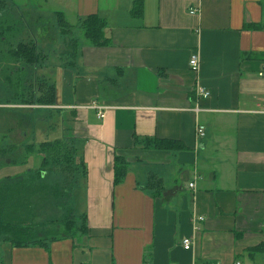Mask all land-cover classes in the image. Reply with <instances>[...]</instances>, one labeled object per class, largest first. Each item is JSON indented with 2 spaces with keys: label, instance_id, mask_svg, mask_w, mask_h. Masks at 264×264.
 I'll list each match as a JSON object with an SVG mask.
<instances>
[{
  "label": "crops",
  "instance_id": "1",
  "mask_svg": "<svg viewBox=\"0 0 264 264\" xmlns=\"http://www.w3.org/2000/svg\"><path fill=\"white\" fill-rule=\"evenodd\" d=\"M30 1L0 0V9ZM40 1L72 25L102 18L105 45L67 40L56 65L31 39L9 45L0 88L14 97L23 89L29 102L0 101V159L32 153L8 124L13 110H57L35 116L38 133L76 149L84 176L66 199L82 190L83 212L72 208L71 229L57 218L50 228L58 233L42 242H1L0 264H264V0ZM199 86L210 96L198 97ZM49 90L52 105L31 104ZM158 141L183 149L162 150ZM31 155L41 164L6 178L41 171L44 155L36 147ZM116 155L127 162L117 185Z\"/></svg>",
  "mask_w": 264,
  "mask_h": 264
},
{
  "label": "rangeland",
  "instance_id": "2",
  "mask_svg": "<svg viewBox=\"0 0 264 264\" xmlns=\"http://www.w3.org/2000/svg\"><path fill=\"white\" fill-rule=\"evenodd\" d=\"M30 3L32 4V7L28 5L25 8L24 4H21L17 6V9L14 6H7L0 9V38L6 39V42H2L0 44V72L1 70L6 71L5 67H7V61L9 59L12 60L13 58L7 52V49L12 47L9 45L14 42H21L23 39H25L26 42H29L30 39L33 42H37L38 50L44 52L43 54L48 57L50 65L61 63L60 54L57 53V55L56 51L60 50L61 46L67 40L69 42L72 40V42L76 41L83 44L86 42L83 36L82 28L79 25L71 24L72 22L70 20L73 21L72 17H59V15H55L54 11L57 9L56 6L46 5L45 1L42 3L40 0H31ZM9 8H11V10ZM12 9L15 20H8L10 17L6 16H11ZM60 19L62 20L60 21ZM63 21L66 23H63ZM34 47L35 46H33V48ZM40 63L41 62L38 64ZM21 64H23V62H20V65ZM38 64L34 65L35 68L33 67V70L37 68ZM22 73H26L24 75L23 82L28 81V71L24 72L22 70L21 73H17L19 75L17 76L20 79L22 77ZM2 75L3 74H0V87H2ZM32 76H36L34 71H32ZM0 91V101L4 98L12 103L26 104L29 102L28 96L22 95L23 89L20 93L17 90L18 92L15 97L14 95L8 96L4 94L1 88ZM23 111L24 110H13L11 123L8 124L12 127V130H15L17 142L23 140L26 144L38 147L40 143L45 142L43 134L38 133L39 130L42 132L44 127L43 123L41 127L39 126L41 122L39 123L35 120V116L42 115L43 117H48L50 116V113L58 114L59 112L55 109L50 111L46 109L28 110L31 115L29 114L30 117H27L26 115L29 112L25 110V115L23 116L21 115ZM50 121L51 120L49 118L48 122L49 124H52ZM34 123L37 127H35ZM55 131V127L54 130L51 129V134L49 133V140L59 136L57 135V132L54 133ZM25 135L26 138H24ZM62 142V147H64L66 142ZM66 146L69 147V145ZM2 149L6 151L7 147H1L0 151ZM63 150L64 149L62 148L59 151H61L64 155L65 152ZM48 151L51 152L50 149H48ZM54 153L55 151L51 152L52 157L55 155ZM62 154L54 156V161L56 163L50 162L49 165L45 167L41 180L35 173L19 178H6L8 175L18 176L22 171L36 168L39 163L41 164V158H36L35 155L29 154L25 158L17 159L16 163L12 164L8 163L9 161L4 162L6 159H0V188L4 184L7 185V183L14 182L13 186L15 189V196L13 197L14 214L12 215V220L16 223H23L31 227L47 223L42 228L44 233H41L40 237L53 236L58 229L50 228L51 222L54 219L63 218L69 208H74L73 214L78 217H80L83 212L82 190L80 192L77 191V193H75V195L70 197L68 200L64 197L70 193L72 188L69 184L66 185L60 174ZM5 155H7V153ZM2 188L7 189V187Z\"/></svg>",
  "mask_w": 264,
  "mask_h": 264
},
{
  "label": "trees",
  "instance_id": "3",
  "mask_svg": "<svg viewBox=\"0 0 264 264\" xmlns=\"http://www.w3.org/2000/svg\"><path fill=\"white\" fill-rule=\"evenodd\" d=\"M61 20L62 19H60V21ZM63 23L65 22L63 21ZM81 28L83 30L84 38L90 44L95 46L105 45V40H104L105 22L102 18L96 15L89 16L83 21H81ZM54 100H55V95L49 90V92L47 93V98H45L44 96L43 98L38 99L36 102L33 101L31 104L36 106H40V105L47 106V105H52V103H54ZM62 141L64 140L58 139L52 142L41 143L40 145H38V147H36L38 149V152L44 155V160L42 163V169H40L41 171H37L34 173L38 175L41 180V178L43 177L45 167L48 166L50 162H55L54 156H59L60 154H62L61 151L59 150L63 148L65 154L64 155L62 154L61 157L62 166L60 169V174L62 176L63 181H65L66 185L69 184L71 188H73L74 177L79 174L80 175L83 174L84 176V170H83L84 164L80 162V160H78L77 151L72 145V143H67L66 141H64L66 143L65 146L62 147V143H63ZM155 144L157 148L162 150L183 149V146L180 143L174 141H158ZM66 145H69V147H67ZM28 148H29V152L30 153L32 152L31 154L35 153V147L33 145H30ZM48 149H50L51 152L55 151L54 153L55 155L53 157L51 152L48 151ZM14 161H17V159ZM126 174H127L126 158L120 155H116L115 181H114L115 185L120 184L125 179ZM13 185L14 182L7 183V185L4 184L0 188V243L4 241H9V242H14L15 244L27 245V244L42 242L43 239L42 237H40V235L41 233H44L42 231V228L47 223L31 227L23 223H16L14 220H12V215L14 214L13 197L15 196V189ZM2 187H7V189H3ZM68 194L64 197H68ZM71 210L72 209L70 208L67 210L65 218L63 219V224L68 229H71L74 226V221L71 219L72 216ZM59 220L54 219L51 222V224L53 226H56V222L57 221L59 222ZM60 221L62 222V220Z\"/></svg>",
  "mask_w": 264,
  "mask_h": 264
},
{
  "label": "built area",
  "instance_id": "4",
  "mask_svg": "<svg viewBox=\"0 0 264 264\" xmlns=\"http://www.w3.org/2000/svg\"><path fill=\"white\" fill-rule=\"evenodd\" d=\"M195 12H196V10H192L191 14H193ZM189 66H190V68H191V70L193 72L197 73L199 71V69H200V61H199V57H198L197 54H193L192 55V57L190 59V62H189ZM259 76L264 78V68L259 73ZM196 93H197L198 97L204 98V99L210 96L209 91H207L205 88L200 87V86L196 88ZM260 109L264 113V103L260 106ZM98 116H99L100 119H103L105 115H104L103 112H99ZM197 136H198L199 139L203 138L205 136V128L203 126H199L197 128ZM189 188L190 189H194L195 188V182L190 183L189 184ZM199 220L202 221L203 218L200 217ZM191 246H192V242H191L190 239H184L183 240V248L185 250H190ZM237 264H239V263H237Z\"/></svg>",
  "mask_w": 264,
  "mask_h": 264
}]
</instances>
